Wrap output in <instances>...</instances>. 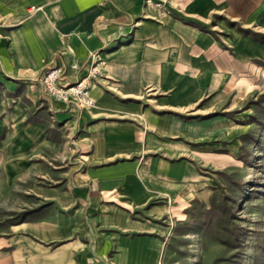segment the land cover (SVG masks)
Here are the masks:
<instances>
[{
    "label": "crops",
    "instance_id": "0c3cea01",
    "mask_svg": "<svg viewBox=\"0 0 264 264\" xmlns=\"http://www.w3.org/2000/svg\"><path fill=\"white\" fill-rule=\"evenodd\" d=\"M0 0V264H162L212 194L228 117L264 92V0ZM104 61L92 108L42 93L49 65ZM70 74L74 72L69 69ZM234 144L230 145V148ZM35 199L37 203L30 202ZM9 220V221H8Z\"/></svg>",
    "mask_w": 264,
    "mask_h": 264
},
{
    "label": "rangeland",
    "instance_id": "374dc122",
    "mask_svg": "<svg viewBox=\"0 0 264 264\" xmlns=\"http://www.w3.org/2000/svg\"><path fill=\"white\" fill-rule=\"evenodd\" d=\"M243 31L264 42V33ZM216 114L239 127L232 141L222 142L223 152L236 148L238 164L209 169L212 194L206 205L192 204L186 219L174 223L162 264H264V92ZM19 212L0 209V220Z\"/></svg>",
    "mask_w": 264,
    "mask_h": 264
},
{
    "label": "built area",
    "instance_id": "2783aa9c",
    "mask_svg": "<svg viewBox=\"0 0 264 264\" xmlns=\"http://www.w3.org/2000/svg\"><path fill=\"white\" fill-rule=\"evenodd\" d=\"M176 0H145V4L156 9V18L173 13ZM104 61L96 52H91L87 69L82 74L83 65L73 62L69 66H47L40 76L41 91L54 99L73 105L78 109L92 108L96 105L91 95L92 86L99 82L103 73ZM71 69L74 74L69 73Z\"/></svg>",
    "mask_w": 264,
    "mask_h": 264
},
{
    "label": "trees",
    "instance_id": "16d2710c",
    "mask_svg": "<svg viewBox=\"0 0 264 264\" xmlns=\"http://www.w3.org/2000/svg\"><path fill=\"white\" fill-rule=\"evenodd\" d=\"M27 213V211H22L19 213H14V219H12V221H20L24 218V215ZM224 240V239H223ZM225 241V240H224ZM226 242V241H225Z\"/></svg>",
    "mask_w": 264,
    "mask_h": 264
}]
</instances>
